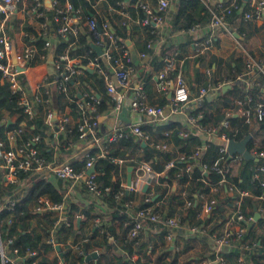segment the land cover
<instances>
[{
	"label": "built area",
	"instance_id": "built-area-1",
	"mask_svg": "<svg viewBox=\"0 0 264 264\" xmlns=\"http://www.w3.org/2000/svg\"><path fill=\"white\" fill-rule=\"evenodd\" d=\"M32 9L38 13L43 6V0H31ZM54 6L55 12L51 18L49 28L43 31L44 45L42 50L34 43H29L16 50V62L12 61L11 51L14 42L0 24V81L7 82L12 92H20L18 104L23 112L31 119L36 111L35 106L38 103L43 104V120L38 132H30L27 137L22 133L27 129L25 122L22 121L19 127L5 131V138L0 137V169L3 173V181L6 183H16L18 171L28 172L29 180L20 184L14 189L12 194L6 196L0 204V209L6 208L9 212L14 210L18 199L22 198L30 188L32 180L41 177H54L63 182L62 201L53 202L47 196L41 195L32 206V210L39 213L58 212L55 225L62 219H66L67 206L76 202L75 196L81 194V189L95 200H102L103 193L111 190L109 185L102 186L98 181V176L102 171L96 169L97 157L105 156L107 149L102 141L116 142L124 136H131L141 142H148L156 149H166L170 144L164 140H152L145 133L141 124L165 123L174 116L181 117L183 127L179 129L182 136L191 133L197 134L201 143L196 145L193 152L189 155L177 153L175 157L164 163V170L175 165L177 160H185V170L191 171L193 161L200 160L205 152L209 141L216 139L218 142V156L211 165L201 164L203 172L208 173L214 170L220 174V178L211 183L203 179L204 185L208 186L207 192L199 193L195 199L184 197L185 186L179 192L182 199L181 209H176L169 214L167 200L161 198L155 202L153 199L152 188L159 184V177L163 175L164 170L156 171L151 166V160H141L133 166L135 174L132 176L130 184L126 182L128 160L122 157H111L114 163L120 168L117 177L119 178V187L114 192V198L118 205L121 215L125 218L123 225L127 228L130 238L138 237L145 228V222L156 224L164 229V237L168 242H173L178 236L206 237L213 245L210 253L195 257L189 264H227L225 254L238 248L239 254L237 260L239 264H252L250 256L255 254L261 256L256 250V243L251 239H246L248 232L257 228V221L254 214L245 213L242 210L244 197L251 195L246 189H239L234 182L229 181L228 174L232 170V162L243 157L239 153L229 155L227 143L229 136L225 129L229 127V117L239 115L242 119L249 122L251 120L250 103L252 96L247 94L243 99L235 101L236 109H226L224 118L218 124H203L198 121L199 113H192L200 107L203 100L210 91H221L224 85L233 82H240L245 85L246 78L255 70L263 72L260 61L254 59L249 53L246 54L245 71L235 78L218 81H208L206 85L199 86L195 92L186 81V78L180 68L172 79L168 77L169 71L176 67L165 66L156 73V81L159 90L167 95L168 100L165 104L152 103L148 100L145 86L142 81L135 79V66L132 62L128 45L113 34L111 25L107 19H102L100 23L96 22L94 14L83 17L79 9H74L69 0H50ZM128 0H116L117 8L128 16ZM171 0H156V4H151L150 0H133L132 6L137 12V21L148 28L151 39L156 35L165 22L164 13L169 8ZM208 8L210 13L209 26L214 29L222 27L227 29L226 15L234 9H239L237 0H231L229 3H223L216 0L213 5L210 0H201ZM18 8V0H0V14L2 21L12 16ZM141 13V14H140ZM264 0H251L249 8L243 12L244 18L259 20L263 18ZM125 20L122 21L124 23ZM54 22L58 23L54 26ZM84 22L89 28L100 27L103 35L108 39V44L102 49L101 54L92 55V49H89L82 56H71L68 49L63 52L54 53L53 43L48 32L54 30L62 37L76 35L79 29V23ZM200 27V23H193L184 28L186 31H195ZM211 39L207 38L206 42ZM151 46V40L147 42ZM116 51V55L112 54ZM52 54L53 61L49 63L48 59ZM145 53L141 52V56ZM103 57L109 63V69L101 64L99 57ZM83 57L87 60L82 62ZM40 61V62H38ZM36 65H42L39 69ZM18 67L20 69H18ZM94 71L96 75L105 83V91L114 101L113 109L119 111L127 98V108L129 116L132 118L123 126L113 127L111 132L104 137L97 135L99 130V112L98 104L100 96L95 92L83 93L74 100L76 103L77 115L75 116L68 107L56 108L52 103V94L54 90L66 92L69 88V81L74 86L79 85V75H83L85 70ZM210 71L207 69L206 74ZM119 88H118V87ZM248 85H246L247 87ZM128 94V95H127ZM255 116L260 119L264 114V101H256L253 105ZM77 133V140L72 141L73 131ZM42 131V132H41ZM5 142L8 147L5 148ZM78 143L88 144V147L96 146L98 152L94 154L89 150H83L82 154L74 151L72 155L66 156L61 149L70 150ZM251 154L257 158L264 159V150H258L255 146L249 148ZM74 157L82 163V167L76 169L70 158ZM228 160V161H227ZM95 166L93 171L87 173V169ZM122 172L125 175H122ZM253 177L258 179L262 191L258 195H253L254 199L264 200V161L260 163ZM182 184V183H180ZM186 185V184H185ZM146 187L143 190V187ZM145 192L142 203L132 210L131 199H123V193L126 190ZM229 198L224 203L223 215L224 221L220 228H211V221L208 220L214 213V207L220 197L223 195ZM16 194V196H13ZM231 196V197H230ZM193 204L195 215L192 218H183L182 214ZM80 210L74 214L75 218H84V206H79ZM258 209V208H257ZM95 226H100L101 232L104 228L101 226L100 216L96 212L91 213ZM15 217L9 215L7 219L11 223ZM197 220V222H196ZM1 233V232H0ZM86 240V239H85ZM46 242L53 246H68L76 249L85 256L91 251H103L101 246H94L88 250L80 246L77 240L67 239L57 242L48 237ZM12 237H6L4 240L0 236V261L1 264H22L25 259H32L30 264H36L39 250L37 248L27 249L24 255H20L16 247L11 246ZM138 253L130 254L131 260H136ZM57 264H71L65 261L62 254L58 255Z\"/></svg>",
	"mask_w": 264,
	"mask_h": 264
},
{
	"label": "trees",
	"instance_id": "trees-1",
	"mask_svg": "<svg viewBox=\"0 0 264 264\" xmlns=\"http://www.w3.org/2000/svg\"><path fill=\"white\" fill-rule=\"evenodd\" d=\"M63 0H59L61 3ZM74 9H79L83 17H88L91 14H94L96 22L100 23L102 19H106L104 15L98 14L93 7L95 0H69ZM242 0H237L240 3ZM109 4L118 7L116 0H108ZM133 0H128L127 4L129 10L132 14L136 9L131 4ZM177 13L175 20L181 19V14L185 12V17L183 21L180 22V27L186 28L193 24L196 20L202 19L207 20L210 17L207 6L201 0H178L177 3ZM188 7L193 8L192 11H187ZM47 12V16L52 18V15L55 12L54 6L46 7L44 4L41 7ZM235 10V9H234ZM203 12V14H199ZM141 14V13H140ZM200 15L195 17V15ZM230 14L229 16H232ZM2 17V14H0ZM58 23L54 22V26H57ZM79 25L78 33L76 35H71L69 37H62L59 35L60 39L58 43L53 45V52L59 53L68 49L71 56H82L86 51L92 49V55H97V51L93 47V44L100 45L101 49H104L108 44V39L103 35L99 27L94 29L89 28L88 25H84L80 28ZM111 30L113 34L118 38L119 42L124 41L130 33V28L127 24V21L121 23L119 26L111 25ZM34 44L42 50L44 45L43 36L37 34V39L34 40ZM145 49V43L143 46ZM116 51H113L112 54L115 56ZM101 60V56L99 57ZM87 59L83 57L82 62H85ZM231 61L236 62L234 69L241 70L238 66V61L234 57V54L231 56ZM180 64L179 61L176 62V68L169 71L168 77L172 79L176 73L177 68L183 67L184 64ZM162 63L155 65L158 68ZM198 73V71H196ZM151 73H143V78L139 77V81H144V79L150 78ZM141 78V79H140ZM234 78V77H231ZM80 83L77 86L73 85V82L69 81V88L66 92L54 90L52 94V103L56 108L64 109L68 107L70 111L76 116V103L74 100L78 98L83 93L95 92L97 93L101 100L98 104L99 114L109 107H113L114 101L111 99L110 95L105 92L104 81L99 78L94 71L89 69L85 70L83 75H79ZM206 79L202 80V83H205ZM216 80H213L215 82ZM259 86L254 85L253 88L249 90V93L252 96V101L250 103V114L254 120V129H250V125L247 121L241 118V116L231 115L229 117V127L225 129V132L229 138L235 140L242 139L245 135L251 134L249 141L247 142V148L255 146L258 150H264V114L258 119L253 110V105L255 100V93L258 92ZM20 92H12L9 84L7 82L0 81V109H4L9 116L16 114L17 117L10 122H5L0 125V137L5 138V130L13 129L19 127L22 121L25 122L26 130L23 131L22 136L27 137L30 132L40 131L42 125V108L43 104L38 103L35 106V115L29 119L28 116L23 112L22 107L18 104V97ZM245 96V91L240 89L239 84H235L233 88L221 92L214 100L204 99L200 107L192 113H199L198 121L203 124H218L225 116V110L234 105V99L239 98L243 99ZM168 98L166 95L163 96L159 104H165ZM209 109L214 110V114L209 112ZM235 109V107H234ZM183 127V124L179 120L169 119L165 123L153 124V123H143L141 124L142 130L150 136V139L164 140L170 144L169 148L166 149H156L152 147L148 142L145 145H142L141 141L134 139L131 136H124L119 138L116 142H108L106 140L102 141L103 146L107 149V154L105 156L97 157L96 169L102 171L103 173L98 176V181L102 186L109 185L111 190L103 193L102 199L108 202L110 206H115L117 209L118 205L116 204L114 198V192L119 187V178L117 177L120 166L117 163H114L111 160V157H122L127 158L125 164L135 166L141 160H151V166L156 171L164 170V163L175 157L177 153H184L189 155L193 152V149L196 145L201 143V139L197 134L191 133L187 136H182L179 133V129ZM42 132V131H41ZM97 135H101L102 131L98 130ZM77 133L74 130L71 136L72 141L77 140ZM88 144L78 143L77 146L70 150L61 149L62 152H65L67 155H72L74 151L82 154L83 150L89 149L93 154L99 151V148L96 146L88 147ZM4 147L7 148L8 144L5 142ZM218 156V142L216 139L209 141L208 146L205 152L202 154L200 160L193 161L191 171L185 170V160H177L175 165L164 170L163 175L159 177V183H163V187L157 186L156 190L158 195L151 199V202H155L161 198L167 200L166 204L169 207V214L173 213L176 209L173 206L174 202H180L183 199V196L180 194L175 195V189H172V184L178 185L180 183L186 184L185 186V195L184 197L188 199H195L199 193L207 192L208 186L204 185L203 179H207L209 182L214 183L220 178V174L214 170L205 173L201 169V164L206 163L211 165L214 159ZM70 161L72 165L78 169L82 167V163L78 162L74 157L71 156ZM228 161V160H227ZM264 161L263 158L256 159H246L241 157L237 161L232 162V170L228 174L229 181L234 182L235 186L239 189H246L251 192V195L244 197L242 203V210L245 213H252L253 208L260 205L258 199H254L253 195H258L262 191V187L259 184L258 179L253 177V173L256 171L257 166ZM2 169H0V204L4 201L6 196L12 194L14 189L20 184L28 182L29 173L18 171L17 182L16 183H6L4 184ZM124 176L125 173L122 172ZM63 182L59 179L50 177H41L31 181L30 188H28L27 193L23 195L22 198L18 199L15 204L14 210L9 212L6 208L0 209V236L4 240L6 237H12L11 246L16 247L20 255H24L27 249L37 248L39 250L36 264H57L59 250L55 249L51 243L45 241L46 237H51L57 242H62L67 239L68 234L71 232L73 239L80 242V246L88 250L91 248L93 243H91L90 237H95L97 229H93L91 236L89 238L83 235V225L84 219H80L77 223V218L74 217V214L79 211L78 205L75 203H70L67 206L66 219L60 220L57 225H55L56 217L49 218L44 213L42 217H39V213L32 210V206L36 202L37 198L41 195L47 196L53 202L62 201V188ZM16 196V194H13ZM231 197V196H230ZM229 197L224 195L220 197L214 207V217L215 221L211 224V228L215 229L221 225L224 221L223 215V205ZM123 199H130L129 194L126 192L123 193ZM261 205L264 207V200L261 202ZM94 206L90 204L84 210L85 218L91 216V209ZM195 207L191 204L182 214V217L192 218L195 215ZM116 216L119 219L120 227L122 226L123 233L126 232V229L129 225L124 226L123 222L125 218L116 211ZM9 215H13L15 219L9 223ZM212 216L208 218L211 221ZM35 221L36 225L42 228L41 232H35L31 228L32 221ZM197 222V220H196ZM258 223L264 222V217H260L257 220ZM54 227V228H52ZM109 231V235L112 234L113 238H120L122 240V248L125 250V253L116 259V264H150L149 262V253L147 249L143 250L142 253V244H139V236L132 237L125 236L124 234L120 236L115 228L111 225L106 228ZM104 229L102 233L103 242L105 249L110 245L108 243V232ZM253 232H248L245 236L246 239H251L256 243L257 251H264L262 244L264 243V237L261 235L254 236ZM252 236L255 238L253 239ZM86 239V240H85ZM260 240V242H258ZM190 246L189 242H185L184 249H187ZM50 251H55L54 254L50 257L48 253ZM142 253L143 261L130 259V254ZM239 254L238 248H234L232 251L225 254L227 264H239L237 257ZM261 256H256L252 254L250 256V261L252 264H263ZM62 257L65 261L70 262L71 264H114V262L109 258L108 254L104 251L99 252L97 259L85 260L83 254L73 252L72 249H68L67 252L62 254ZM32 259H25L22 264H30ZM1 264V261H0ZM162 264H172V262H165Z\"/></svg>",
	"mask_w": 264,
	"mask_h": 264
},
{
	"label": "crops",
	"instance_id": "crops-1",
	"mask_svg": "<svg viewBox=\"0 0 264 264\" xmlns=\"http://www.w3.org/2000/svg\"><path fill=\"white\" fill-rule=\"evenodd\" d=\"M221 1L223 3H229L231 0ZM150 2L153 5L156 4V0H150ZM215 2L216 0H210L209 4L213 5ZM250 2L251 0H242L239 3V9H235L230 13H233L232 16H229L230 14L226 15L227 29L222 27L212 29L209 26V17L204 21L202 19H198L193 22L200 23V27L195 31H186L183 27L179 26L180 22L183 21L185 17V12L181 14V19L176 21L175 17L178 9V0H171L169 8L164 13V25L159 31H156V35L153 39H151L148 28L141 25L137 21V12L134 11V14L130 12L128 7L129 4L127 5V9L129 11L128 16L124 15L120 8L110 5L108 0H95L93 7L95 8L96 13L104 15L110 25L119 26L123 20L127 21L130 33L127 38H125V43L128 45V50L135 66V79L138 80L139 77L143 78V73H151L150 78L144 79L143 81L147 97L150 102L160 103L164 96L158 88L155 77L156 73L163 67H176L175 64L177 61H179L180 64L186 62L180 69L182 70L192 91L195 92L199 86L206 85L209 80L220 81L232 79L231 77L235 78L237 75L243 73L245 71L246 52L254 59L261 62L263 72L255 70L246 78L245 85L240 82H233L230 83L229 88L225 90L233 88L235 84H239L240 89L245 91L246 96L247 94L251 95L249 93L250 88L252 89L254 85H257L260 90L255 93V100L264 101V13L263 18L259 20L244 18L243 12L249 8ZM43 4L46 7L52 6H48L44 0ZM192 9L193 8L188 7L187 11H192ZM199 14L201 15L203 12ZM200 15L196 14L195 17L198 18ZM50 22L51 17L47 16V12L44 9L35 13L32 9L31 0H18V8L12 16L4 21H2V17H0V24L3 23V30L10 35L17 51L29 43H34V40L37 39V34L42 36L43 31L46 28H49V25L51 24ZM79 24L81 27L86 25L84 22H80ZM235 33L240 36L237 37ZM48 34L53 45L58 43L60 37L54 30H50ZM207 38H210L211 41L206 42ZM149 40H151V46H147V42ZM144 43L145 49H143ZM141 52H144L145 55L141 56ZM233 54L238 61V66L241 68L240 71L234 69L236 62L231 61V56ZM158 63H162V65L156 68L155 65ZM101 64L107 69L110 68V64L107 63L103 57H101ZM40 66L42 65H36V68L39 69ZM207 69L210 71L208 75L206 74ZM196 71H198V73H196ZM204 79H206V81L205 83H202L201 81ZM246 85L248 86L246 87ZM225 90L222 88L221 91H210L205 99L214 100ZM126 97L128 98V96ZM127 98H125L124 102L126 105ZM237 99L239 98L234 99V105H236L235 101ZM234 107L236 109V106H231L229 108L234 109ZM120 112L121 109L116 111L112 107H109L107 110L100 113L99 117L103 116V118L99 121V130L102 131V137L111 132L113 127L123 126L132 120L129 116L128 110L126 113L128 117L127 120L120 117ZM209 112L214 114V110L212 109H209ZM16 117V114L9 116L4 109H0V125L4 124L6 121H13ZM172 119L181 121L180 116H174ZM248 123L250 125V129L255 128L252 117ZM63 154L69 156L65 152H63ZM134 174L135 171L133 168L132 176ZM158 185H160L159 187H163L164 184L159 183L156 186H148V189L152 188L153 198L158 195L156 190ZM173 185L175 184H172V189H175V195H179L181 188L186 186L185 184H178L173 187ZM127 194H129L131 199L132 210L142 203L145 196V192L142 189L140 191H129ZM221 195H223V193ZM75 200L76 202L74 203L78 205V207L82 205L86 208L92 204L94 207L90 211L91 213H98L100 216L101 226L104 229L112 225L120 236L123 234L128 236L127 229L126 232L123 233L122 226L120 227L119 219L115 214L116 211L121 214L119 211L120 209H117L115 206H110L108 202L103 199L98 201L95 200L86 192L85 189H81V194L76 195L74 201ZM258 200L260 205L256 208H258L257 211L260 213L258 217L259 219L260 217H264V207L261 205L263 200ZM181 205L182 200L180 202L173 203L175 209H181ZM223 211H225L224 207ZM254 212L253 208V214ZM43 214L44 213H39V217H42ZM46 214V216H49L50 219L53 217L57 218L58 216V212L54 211L47 212ZM211 216L213 218L211 220V224H213L216 213H212ZM81 219H84L82 232L85 237L89 238L92 230L97 229L96 236L90 237L89 240L93 243L91 248L94 246H101L104 249L103 251L106 252L109 258L114 262V264H116L117 257L125 253V250L122 248V240L120 238H113L112 234L109 235V231L106 229L109 237L108 243H110V245L107 249H105V245L102 243L103 236L100 226H95V221L92 215L88 218L84 217ZM258 219H256V221ZM221 225L217 228H220ZM31 228L34 229L35 232L42 233L43 231L42 228L36 225L34 220L32 221ZM252 232L255 237L258 235L264 237V222H257V228ZM47 238L48 237H46V239ZM252 238L255 239L253 236ZM67 239L74 240L71 232L68 234ZM138 240L139 244L143 245L142 253L145 248L147 249L150 264H162L165 262H172V264H189L193 258L210 253L213 248L212 242L206 237L178 236L175 241L168 242L164 237V229L156 224L148 222H145V228L140 233ZM185 242L190 243V246L187 249H184ZM258 242H260V240ZM262 248L264 249V243L262 244ZM68 249L71 248L68 246H60L59 251L63 254L67 252ZM72 251L77 252L76 249H72ZM54 252L55 251H50L48 255L51 257ZM259 252L260 254L264 253V251ZM142 253H138L139 261H143ZM260 259L264 264V255Z\"/></svg>",
	"mask_w": 264,
	"mask_h": 264
},
{
	"label": "water",
	"instance_id": "water-1",
	"mask_svg": "<svg viewBox=\"0 0 264 264\" xmlns=\"http://www.w3.org/2000/svg\"><path fill=\"white\" fill-rule=\"evenodd\" d=\"M44 2L50 6L51 5V1L50 0H44ZM99 30H101V28L99 27ZM237 37H239L240 35L235 33ZM127 41V39H126ZM93 47L95 48V50L97 51L98 54H101L102 53V49L100 47V45H97V44H93ZM11 57H12V61L15 63L16 62V47L15 45L12 47V51H11ZM49 62H52L53 61V57H52V54H50L49 56V59H48ZM18 69H20L18 67ZM229 88V84H226L223 86V90ZM127 105L123 103L122 105V108H121V112L119 113L120 114V117L123 118V119H128L126 113H127ZM103 118V116H100L99 117V121ZM10 121V120H8ZM251 137V134H247L245 135L242 139L240 140H235L233 138H230L228 143H227V148H228V152H229V155H232L234 153H239L241 154L244 158L246 159H258L257 157L253 156L251 154V152L249 151V149L247 148V142L249 141ZM142 145H145L144 142H142ZM95 168V166H91L90 168L87 169V173H90L91 171H93V169ZM132 170H133V166L132 165H129L127 167V174H126V182L127 184H130V181H131V178H132ZM173 187H175V185H173ZM145 186L143 187V190H145ZM126 193H128V190H126ZM254 215H255V219H258L260 213L257 211V208L255 207L254 208ZM80 219L78 218L77 219V222L79 223ZM56 249L60 250V247L59 245H56L55 247ZM60 254H62L60 252ZM99 256V253L97 251H91L89 253H86L85 254V260H91V259H97Z\"/></svg>",
	"mask_w": 264,
	"mask_h": 264
}]
</instances>
